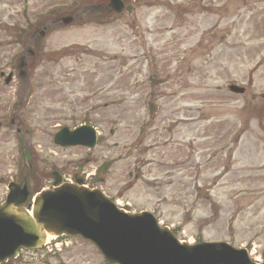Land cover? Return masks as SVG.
Wrapping results in <instances>:
<instances>
[{"label":"rangeland","instance_id":"1","mask_svg":"<svg viewBox=\"0 0 264 264\" xmlns=\"http://www.w3.org/2000/svg\"><path fill=\"white\" fill-rule=\"evenodd\" d=\"M121 1L115 15L108 0H0V73L13 74L0 78V203L10 182L32 197L51 172L77 176L182 242L264 263V0ZM80 125L96 130L93 149L53 145ZM7 264L106 263L78 238L48 237Z\"/></svg>","mask_w":264,"mask_h":264},{"label":"water","instance_id":"2","mask_svg":"<svg viewBox=\"0 0 264 264\" xmlns=\"http://www.w3.org/2000/svg\"><path fill=\"white\" fill-rule=\"evenodd\" d=\"M109 9L119 14L120 0H110ZM63 25L71 18L61 20ZM24 62L19 65L18 77ZM11 74L5 80L7 85ZM229 92L242 94L235 86ZM61 147L92 148L96 143L93 128L82 126L73 131L60 129L52 138ZM52 186L38 194L27 213L20 205L28 198L24 185L9 184L8 194L0 205V264L17 256L19 250L41 248L48 235L77 237L93 245L107 264H254L245 250L222 243H180L167 229L160 228L149 213L131 215L118 210L99 191L61 185L59 176L51 175ZM78 185L82 180L77 181Z\"/></svg>","mask_w":264,"mask_h":264}]
</instances>
